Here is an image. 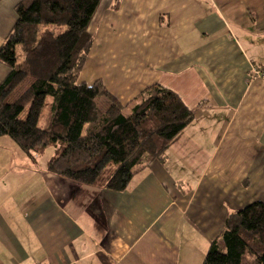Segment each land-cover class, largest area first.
I'll list each match as a JSON object with an SVG mask.
<instances>
[{"label": "crops", "instance_id": "0c3cea01", "mask_svg": "<svg viewBox=\"0 0 264 264\" xmlns=\"http://www.w3.org/2000/svg\"><path fill=\"white\" fill-rule=\"evenodd\" d=\"M21 1L0 0V45ZM87 32L79 83L124 112L161 86L193 120L118 193L0 137V264H201L229 215L264 203V0H101Z\"/></svg>", "mask_w": 264, "mask_h": 264}, {"label": "trees", "instance_id": "16d2710c", "mask_svg": "<svg viewBox=\"0 0 264 264\" xmlns=\"http://www.w3.org/2000/svg\"><path fill=\"white\" fill-rule=\"evenodd\" d=\"M100 1L15 6V23L0 45V63L8 68L0 83V137L29 158L58 145L47 172L118 193L139 171L163 161L193 114L161 86L142 92L125 114L102 82L79 83L92 44L87 28ZM202 264H264V203L229 215Z\"/></svg>", "mask_w": 264, "mask_h": 264}, {"label": "rangeland", "instance_id": "374dc122", "mask_svg": "<svg viewBox=\"0 0 264 264\" xmlns=\"http://www.w3.org/2000/svg\"><path fill=\"white\" fill-rule=\"evenodd\" d=\"M130 108H131V107L129 106L128 110L125 111V114H129V113H130ZM25 115H26V111H24V112L20 115V118L23 119V118L25 117ZM57 148H58V145H57V146H51V147H49L48 149H46V150L44 151V153L42 154V159L44 160V159L47 158V157L49 158L50 154L53 153V151L56 150ZM51 156H52V155H51ZM231 215H232V214H231ZM223 229H224V228H223ZM223 229H222V230H223ZM219 234H220V233H219ZM219 234H218V235H219ZM218 235H217V236H218ZM217 236H216V237H217ZM216 237H215V238H216ZM201 264H202V263H201Z\"/></svg>", "mask_w": 264, "mask_h": 264}, {"label": "built area", "instance_id": "2783aa9c", "mask_svg": "<svg viewBox=\"0 0 264 264\" xmlns=\"http://www.w3.org/2000/svg\"><path fill=\"white\" fill-rule=\"evenodd\" d=\"M262 74H264V72H261L259 69H257V68H251L250 69V75H251V77H256V76H258V75H262Z\"/></svg>", "mask_w": 264, "mask_h": 264}]
</instances>
